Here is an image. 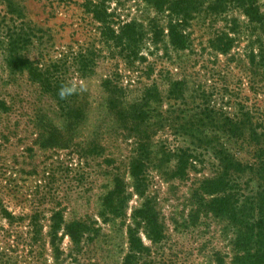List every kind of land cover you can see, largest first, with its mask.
I'll list each match as a JSON object with an SVG mask.
<instances>
[{"label": "rangeland", "instance_id": "obj_1", "mask_svg": "<svg viewBox=\"0 0 264 264\" xmlns=\"http://www.w3.org/2000/svg\"><path fill=\"white\" fill-rule=\"evenodd\" d=\"M84 1L0 0V101L6 106L0 110V264L122 263L128 247L126 228L143 197L133 189L128 166L134 138L109 108L105 78L116 76L125 89L122 98L127 104L139 99L143 88L155 82L158 94L150 103V122L159 118L183 121L193 114L201 101L196 86L211 93V105L230 115L241 104L250 107L253 102L264 111V87L261 94L251 89L253 75L243 54L248 45L245 33L229 54L216 53L209 48L208 40L224 22L210 25L209 16L201 14L189 28L192 50L169 49L163 55L161 44L153 53L142 48L146 61L133 69L108 53L100 41L98 23L82 6ZM105 4L116 8L121 20L136 18L146 23L154 14L144 0H106ZM233 14L242 20L239 11ZM23 31L31 37L25 45L15 42L16 35ZM91 46L102 53L93 70L80 76L73 55ZM10 55L49 69L56 66L74 90V106L83 109L82 118H68L62 105L26 71L12 70L7 64ZM148 63L150 70H146ZM168 77L186 80L184 98L175 104L167 98ZM159 124H152L156 128L150 139L155 161L179 146L193 149L197 160L182 179L170 176L174 157L161 168L148 170L146 192L166 233L161 244L152 245L142 228L138 230L151 248L149 264H215L216 252L229 263L230 226L197 207L193 196L203 178L216 174L217 160L210 149L198 146L195 138L174 134L169 124ZM217 134L226 141L224 134ZM239 143L226 144L237 158L251 160L248 145L243 143L241 147ZM115 176L122 178L127 195L122 215L111 218L101 214L102 200L113 188ZM56 210L62 216L56 231V244L63 252L60 259L54 257L48 235L50 217ZM71 220H83L87 226L76 259L66 256L72 245L64 224Z\"/></svg>", "mask_w": 264, "mask_h": 264}, {"label": "trees", "instance_id": "obj_2", "mask_svg": "<svg viewBox=\"0 0 264 264\" xmlns=\"http://www.w3.org/2000/svg\"><path fill=\"white\" fill-rule=\"evenodd\" d=\"M144 1L154 12L147 18L146 23L136 18L121 20L115 12L116 8H110L105 4L106 0H85L82 3L84 10L98 23L100 41L106 45L111 56L123 59L130 68L136 69L140 63L146 61V54L142 53V48L153 53L162 45L163 55H166L169 49L192 50L189 28L192 20L203 14L205 17L209 16L210 25L219 20L224 22L208 40L209 48L216 53L229 54L245 33L248 45L243 54L253 75L251 89L258 94L261 92V88L264 87V1ZM234 11L242 14V20L233 14ZM30 40L28 31L18 33L15 38V42L21 45L27 44ZM101 53L100 49L92 46L81 48L74 53L75 68L80 76L93 70ZM7 64L12 70L26 71L33 82L62 105L61 108L68 118L78 121L82 118L83 109L74 106L76 94L66 78L57 72L56 66L49 69L48 66L38 65L37 62L19 55L8 56ZM150 65L151 63H148L146 70H150ZM115 78H105L103 86L109 95V108L123 125L131 130V137L134 138L128 166L133 179V189L143 197L140 207L133 209L132 222L126 228L128 247L121 264H141L144 258L142 264L150 263L148 256L151 248L140 236L138 231L140 228L152 245L161 244L166 238L165 226L159 220L152 199L146 192L149 168H161L166 160L174 157L175 164L170 176L182 179L187 176V168L193 166V161L197 160L193 149L179 146L174 150H167L169 154L167 157L155 161L150 139L156 128L152 127V124L159 123L160 126L164 125L163 123L169 124L174 129V134H188L195 138L198 146L206 151L210 149L217 160L216 174L203 178L193 192L197 207L225 220L231 228L232 255L229 263L220 252H216L215 264H264V111L260 106L256 102L250 107L241 104L239 110L230 115L224 109L211 105V93L196 86L195 91L199 92L201 101L194 107L196 111L193 114H189L183 121L159 118L156 122H150L153 117L150 103L155 101L158 94L156 83L145 86L142 96L127 104L122 98L125 89ZM167 86V98L173 100L174 104L184 98L187 87L184 78L168 77ZM62 89L71 91L62 97L60 95ZM5 109V104L0 101V110ZM217 131L226 136V141L221 140ZM53 137L54 135L51 140ZM227 142H240L241 147L246 143L250 148L251 160L243 161L237 158L227 147ZM126 195L122 178L115 176L113 188L103 197L101 214L110 215L111 218L120 217L122 202ZM61 219V211H54L50 217L48 230L53 254L57 259L63 254L56 244L58 238L56 231ZM64 227L72 245L66 256L76 259L80 250L78 247L82 231L87 227L86 223L83 220H71L65 223Z\"/></svg>", "mask_w": 264, "mask_h": 264}, {"label": "clouds", "instance_id": "obj_3", "mask_svg": "<svg viewBox=\"0 0 264 264\" xmlns=\"http://www.w3.org/2000/svg\"><path fill=\"white\" fill-rule=\"evenodd\" d=\"M71 89H62L60 95L63 97L67 92H70Z\"/></svg>", "mask_w": 264, "mask_h": 264}]
</instances>
